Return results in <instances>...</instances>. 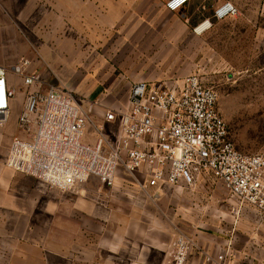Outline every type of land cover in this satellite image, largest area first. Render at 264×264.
Wrapping results in <instances>:
<instances>
[{
    "label": "rangeland",
    "instance_id": "374dc122",
    "mask_svg": "<svg viewBox=\"0 0 264 264\" xmlns=\"http://www.w3.org/2000/svg\"><path fill=\"white\" fill-rule=\"evenodd\" d=\"M113 1L105 0L104 12H91L85 27L70 29L65 27L63 3L40 0L38 11L24 23L30 28L11 30L20 36V43L6 46L7 52L5 46L0 47V57L11 64L27 59L31 69L41 73L44 84L72 91L89 115L83 136L86 143H96V129L101 126L109 140H114L117 123H107L104 114L109 108L121 111L127 107L132 83L198 74L218 91L219 110L237 149L264 152V0H221L233 2L238 12L221 20H205L210 24L207 29H189L185 43L168 45L132 44L127 25L130 14L111 12L116 8ZM118 15L122 18H113ZM14 78L17 92L10 121L1 128L2 135L10 137L9 144L13 135L21 133L17 121L28 91L20 77ZM23 175L40 186L36 188L40 193L37 204L42 211L57 213V228H98L96 221L82 219L88 205L103 207L118 217L153 211L162 219L164 210V228L176 236L181 231L223 232L231 236L233 247L264 248V215L232 196L225 186L209 194L200 190L186 194V200L179 199L182 191L177 187H168L160 204L154 196L144 192L132 196L124 189L131 181L127 174L118 180V189L93 177L61 195L41 180Z\"/></svg>",
    "mask_w": 264,
    "mask_h": 264
},
{
    "label": "built area",
    "instance_id": "2783aa9c",
    "mask_svg": "<svg viewBox=\"0 0 264 264\" xmlns=\"http://www.w3.org/2000/svg\"><path fill=\"white\" fill-rule=\"evenodd\" d=\"M188 2L168 0L166 5L174 11ZM237 12L233 2L225 1L214 9L213 17L221 20ZM206 22L202 30L210 26ZM12 71L28 91L18 118L21 133L12 137L7 155L11 169L61 192L75 190L93 177L113 187L127 174L142 190L211 177L264 215V152L237 149L219 110L218 91L198 74L132 83L127 107L109 108L104 114L107 123H117L114 140L101 126L96 129V143L90 144L83 141L88 112L72 91L44 84L27 59ZM16 92L8 69L0 65V125L10 120ZM195 253L202 255V264H229L230 247L208 252L183 231L168 264H188Z\"/></svg>",
    "mask_w": 264,
    "mask_h": 264
},
{
    "label": "crops",
    "instance_id": "0c3cea01",
    "mask_svg": "<svg viewBox=\"0 0 264 264\" xmlns=\"http://www.w3.org/2000/svg\"><path fill=\"white\" fill-rule=\"evenodd\" d=\"M124 1L114 0L113 7L116 8L111 12L130 14L127 24L129 39L132 44L140 45L185 43L186 31L199 28L205 20L215 19L214 9L222 2L190 0L181 9L173 11L166 5L168 0ZM50 2L54 5L63 3L65 27L70 29L85 27L91 12L105 11V0ZM39 6L40 0H0V47L5 46L4 51H8L6 46L20 43V36L17 32L13 35L11 30L30 28L24 23L34 16ZM113 18L122 17L118 15ZM9 62L0 57V65L8 69L9 81L16 85L12 67L20 61L14 64ZM13 105L14 97L11 98V111ZM2 127L0 125V264H168L177 236L164 228V210H161L162 219L153 211H147L144 215L132 212L118 217L103 207L88 205L85 206L88 211L82 213V219L96 221L98 228H88L87 225L78 230L57 228V213L42 211V205L37 204L40 193L36 188L40 186H34L36 181L29 180L24 173L6 165L10 137L2 135ZM130 180L125 183L124 189L132 196L144 192L154 196L157 201L160 199V204L164 202L162 194L168 187L174 186L181 190L182 195L178 196L181 200H186V194H194L199 190L209 194L217 188H224L211 177H199L191 184L184 180L177 185L164 183L146 190L140 189ZM113 188L118 189L117 186ZM53 190L59 195L64 193ZM185 190L189 192L185 193ZM65 217L73 218V214H65ZM44 220L48 221L47 224H41ZM187 234L214 254L230 247L229 264H264V248L249 245L233 247L231 236L227 233L196 231ZM202 262V255L195 253L188 264Z\"/></svg>",
    "mask_w": 264,
    "mask_h": 264
},
{
    "label": "bare ground",
    "instance_id": "6f19581e",
    "mask_svg": "<svg viewBox=\"0 0 264 264\" xmlns=\"http://www.w3.org/2000/svg\"><path fill=\"white\" fill-rule=\"evenodd\" d=\"M199 28H200V29H202V28H203V26H200ZM199 28H197V29H199Z\"/></svg>",
    "mask_w": 264,
    "mask_h": 264
}]
</instances>
